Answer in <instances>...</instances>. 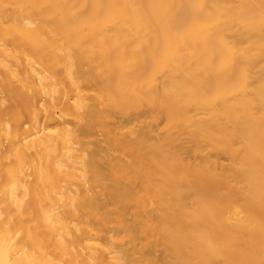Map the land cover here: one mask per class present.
<instances>
[{"label": "bare ground", "instance_id": "6f19581e", "mask_svg": "<svg viewBox=\"0 0 264 264\" xmlns=\"http://www.w3.org/2000/svg\"><path fill=\"white\" fill-rule=\"evenodd\" d=\"M0 264H264V0H0Z\"/></svg>", "mask_w": 264, "mask_h": 264}]
</instances>
